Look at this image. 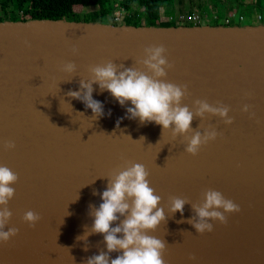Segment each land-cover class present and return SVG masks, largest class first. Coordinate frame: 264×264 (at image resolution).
Listing matches in <instances>:
<instances>
[{
    "label": "water",
    "instance_id": "obj_1",
    "mask_svg": "<svg viewBox=\"0 0 264 264\" xmlns=\"http://www.w3.org/2000/svg\"><path fill=\"white\" fill-rule=\"evenodd\" d=\"M151 45L166 49L173 65L167 80L187 85L182 105L191 110L196 99H203L230 108L231 125L210 115L193 119L194 129L211 126L220 133L196 156L184 151V137L162 133L161 125L123 118L130 102L121 107L98 85L93 98L105 112L98 119L66 95L79 90L80 79H91L89 67L95 64L111 60L147 71L136 61ZM67 62L77 66L73 78L61 71ZM245 104L254 119L242 111ZM9 140L16 147L5 151ZM126 161L145 165L150 186L162 198L159 206L168 219L150 235L167 242L166 264H264V25L0 21V165L19 177L7 226L19 231L0 244V264H85L106 251L100 234L88 237L87 251L86 241L77 237L93 222L89 205L102 202L93 191L102 193L105 177ZM207 188L222 192L241 211L200 235L187 222L177 223L194 215L191 205H185L183 217L173 216L169 197L198 203ZM28 210L41 217L35 228L22 220Z\"/></svg>",
    "mask_w": 264,
    "mask_h": 264
},
{
    "label": "clouds",
    "instance_id": "obj_2",
    "mask_svg": "<svg viewBox=\"0 0 264 264\" xmlns=\"http://www.w3.org/2000/svg\"><path fill=\"white\" fill-rule=\"evenodd\" d=\"M24 43L30 47L28 41ZM72 53L76 55L78 50L73 48ZM136 63L143 65L147 71L117 65L111 60L92 65L89 67L91 79H80L79 90L70 89L66 95L82 102L85 109H90L92 116L98 119L105 115L103 103L93 98V85H98L101 93L107 91L121 107L130 102L131 106L126 108L123 118L138 119L142 125L155 123L162 126V133L170 130L173 138L184 137V151L192 156L198 155L202 147L220 136L211 126L203 132L198 130L201 125L194 129V118L203 120L206 115H210L219 117L225 125L233 123L229 106L220 102L213 105L207 100L196 99L191 110L189 106L182 105L188 95V88L187 85L167 80L168 70L173 65L169 63L163 45L146 47L143 58ZM61 71L73 78L77 66L74 62H67L62 65ZM242 111L249 115V119L255 118L250 105L245 104ZM108 115H111V110ZM119 123L118 120L117 127ZM144 139L142 136L139 140ZM15 147V142L11 140L3 145L5 151L14 150ZM149 175L145 165L126 161L105 177L107 186L102 193L93 191V195H100L102 202L98 207L89 205V216L93 222L90 227L85 226L84 233L77 240L86 241L84 251H87L88 237L100 234L106 251L88 257L85 264H166L164 255L167 242L150 233L155 232L161 223H166L168 217L164 208L159 206L162 198L150 186ZM18 180L17 173L7 165H0V244H7L18 235L16 227H7L13 215L8 205L15 196L13 185ZM186 204L191 205L194 215L187 221L180 220L177 223L187 222L200 235L212 232L216 222L226 224L228 216L241 211L237 203L212 188L203 190L198 203H192L186 197L170 196L168 211L173 216L179 212L183 217ZM40 219V215L32 210L26 211L22 217L30 228H35ZM111 253L119 254L112 259ZM188 259L195 260V256L189 255Z\"/></svg>",
    "mask_w": 264,
    "mask_h": 264
},
{
    "label": "trees",
    "instance_id": "obj_3",
    "mask_svg": "<svg viewBox=\"0 0 264 264\" xmlns=\"http://www.w3.org/2000/svg\"><path fill=\"white\" fill-rule=\"evenodd\" d=\"M194 1L195 0H127L120 3V5L122 4L121 9L123 13L124 11L128 13L126 15V20L139 15L141 17L139 26H158L156 24L157 20H159L162 15L169 14V12L164 11V9L170 4H174V6L179 9H186L189 14L185 15L189 16L195 13L193 10L196 8H200L202 11L205 10L208 4H212L214 8L218 5L222 7V5L226 6L229 4H234L237 8L249 6L252 10L259 11L261 3L260 0H225L224 2H221V0H211L209 3L204 0H198L199 3L195 6ZM76 5H97L98 14L94 15L98 19L97 22L101 23H109V14H112L110 18L116 14L112 12L114 4H106L105 0H0V21H26L29 19L80 21V16L73 11V7ZM199 14L201 13L198 12V15ZM125 24L128 25L129 23ZM160 26L170 27L172 25Z\"/></svg>",
    "mask_w": 264,
    "mask_h": 264
},
{
    "label": "rangeland",
    "instance_id": "obj_4",
    "mask_svg": "<svg viewBox=\"0 0 264 264\" xmlns=\"http://www.w3.org/2000/svg\"><path fill=\"white\" fill-rule=\"evenodd\" d=\"M124 1L127 0H105L106 4H110L113 3L114 7L112 9V12L114 13H119L121 14V18L118 22L114 21V16L112 18H110L112 15L111 13L109 14V18L108 21L110 24H114L116 23L117 25H123L125 23H129L131 25L134 26H139L140 24V19L141 17L135 16L129 20H126V15L128 14L127 12L122 11L121 9V5L120 3H123ZM260 9L259 11L262 14V20H257L256 19V11L252 10L249 8V16H247V18H245L242 21H239L237 19L238 14H239V7L237 8L236 6H234V4H229L226 6H216L215 8L212 6H209L208 8L205 9L206 12V16H204L202 13L203 11L200 8H196L195 10L199 13H201V21L199 25H225L224 23V19L225 17L229 19V25L233 26L235 24H239L240 26H245L248 24H253V26L256 25H260L263 24L264 25V0H260ZM168 6L170 7V9H168ZM165 7V11H168L169 14L168 15H162L159 20H157L156 24L158 26L160 25H174V26H189V25H193L192 22L189 21H181L179 19V16L181 14H189L188 11L186 9H179L174 7V4H170ZM120 7V8H119ZM199 7V6H198ZM176 8V9H175ZM73 11L78 14L80 17V21H93V22H97L98 19L95 17L94 14H98V7L97 5H91V6H82V5H76L73 7ZM121 12V13H120ZM230 12V14H229ZM231 12H234L236 16H231ZM198 14V13H197ZM108 23V22H107ZM197 25V24H196Z\"/></svg>",
    "mask_w": 264,
    "mask_h": 264
},
{
    "label": "crops",
    "instance_id": "obj_5",
    "mask_svg": "<svg viewBox=\"0 0 264 264\" xmlns=\"http://www.w3.org/2000/svg\"><path fill=\"white\" fill-rule=\"evenodd\" d=\"M204 1H207V3H209V2H211V0H204ZM225 0H221V2H224ZM198 0H195L194 1V5L195 6H197L198 5ZM209 6H212V4H208L207 5V7L206 8H208ZM175 7V6H174ZM205 8V9H206ZM249 6H242V7H240L239 8V14H238V17H237V19L239 20V21H242V20H244L245 18H247V16H249V14H248V12H249ZM168 9H170V7L168 6ZM251 9V8H250ZM165 11V10H164ZM193 12H195L196 13V10L194 9L193 10ZM198 13V12H197ZM204 16H206V12H205V10L203 11V13H202ZM229 14H230V12H229ZM201 15V14H200ZM231 16H236L235 15V13L234 12H231ZM258 16H261V18L260 19H258ZM239 17H242V19L240 20L239 19ZM262 14H261V12L260 11H256V19L257 20H262ZM224 20H228V18H226L225 17V19ZM224 23H225V21H224ZM193 25H196V24H193ZM193 25H191V26H193ZM197 25H199V24H197ZM225 25H229V23L228 24H226L225 23ZM246 25V24H245ZM248 25H253V24H248ZM230 26V25H229ZM233 26H240L239 24H235V25H233Z\"/></svg>",
    "mask_w": 264,
    "mask_h": 264
},
{
    "label": "built area",
    "instance_id": "obj_6",
    "mask_svg": "<svg viewBox=\"0 0 264 264\" xmlns=\"http://www.w3.org/2000/svg\"><path fill=\"white\" fill-rule=\"evenodd\" d=\"M120 18H121V14H117L116 13L114 15V21L115 22H118L120 20ZM260 18H261V16H258V19H260ZM179 19L181 21H189V22H192V24H200V21H201V17L198 14H196V13H192L189 16L181 14L179 16ZM239 19L241 20L242 17H239ZM225 23L228 24L229 23V19L228 20H225Z\"/></svg>",
    "mask_w": 264,
    "mask_h": 264
}]
</instances>
